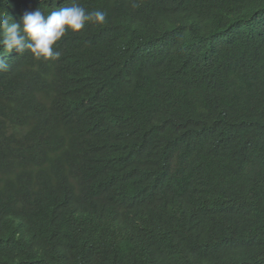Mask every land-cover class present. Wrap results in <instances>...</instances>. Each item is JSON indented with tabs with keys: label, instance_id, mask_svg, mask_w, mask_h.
<instances>
[{
	"label": "trees",
	"instance_id": "1",
	"mask_svg": "<svg viewBox=\"0 0 264 264\" xmlns=\"http://www.w3.org/2000/svg\"><path fill=\"white\" fill-rule=\"evenodd\" d=\"M73 3L105 23L0 55V264H264V0L0 12Z\"/></svg>",
	"mask_w": 264,
	"mask_h": 264
},
{
	"label": "clouds",
	"instance_id": "2",
	"mask_svg": "<svg viewBox=\"0 0 264 264\" xmlns=\"http://www.w3.org/2000/svg\"><path fill=\"white\" fill-rule=\"evenodd\" d=\"M7 2V0H5ZM106 13L102 10L87 11L78 3L53 10L47 15L37 9L23 16L22 24L13 21L5 11L0 12V48L4 53L15 49L29 53L36 61L58 60L60 52L55 46L71 31L80 32L86 24H103ZM9 64L0 60V71H8Z\"/></svg>",
	"mask_w": 264,
	"mask_h": 264
}]
</instances>
